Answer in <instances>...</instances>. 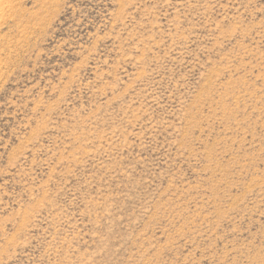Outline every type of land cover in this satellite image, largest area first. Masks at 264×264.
Wrapping results in <instances>:
<instances>
[{
    "label": "rangeland",
    "instance_id": "rangeland-1",
    "mask_svg": "<svg viewBox=\"0 0 264 264\" xmlns=\"http://www.w3.org/2000/svg\"><path fill=\"white\" fill-rule=\"evenodd\" d=\"M0 264H264V0H4Z\"/></svg>",
    "mask_w": 264,
    "mask_h": 264
},
{
    "label": "bare ground",
    "instance_id": "bare-ground-1",
    "mask_svg": "<svg viewBox=\"0 0 264 264\" xmlns=\"http://www.w3.org/2000/svg\"><path fill=\"white\" fill-rule=\"evenodd\" d=\"M3 3H4V0H0V11L2 9Z\"/></svg>",
    "mask_w": 264,
    "mask_h": 264
}]
</instances>
